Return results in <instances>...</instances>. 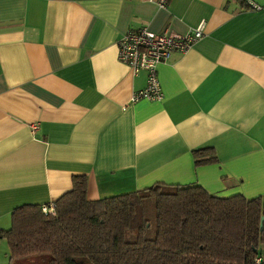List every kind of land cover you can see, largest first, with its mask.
<instances>
[{"label":"crops","instance_id":"obj_1","mask_svg":"<svg viewBox=\"0 0 264 264\" xmlns=\"http://www.w3.org/2000/svg\"><path fill=\"white\" fill-rule=\"evenodd\" d=\"M201 21L200 39L158 63L162 98L132 100L145 73L118 61L119 35ZM204 147L215 160L195 164ZM72 175L88 200L156 182L264 197V0H0V229Z\"/></svg>","mask_w":264,"mask_h":264},{"label":"trees","instance_id":"obj_2","mask_svg":"<svg viewBox=\"0 0 264 264\" xmlns=\"http://www.w3.org/2000/svg\"><path fill=\"white\" fill-rule=\"evenodd\" d=\"M210 147L194 163L214 161ZM47 204H21L0 229L8 264H254L264 247V197H218L197 184L156 182L88 200L84 175ZM264 256V255H263Z\"/></svg>","mask_w":264,"mask_h":264},{"label":"built area","instance_id":"obj_3","mask_svg":"<svg viewBox=\"0 0 264 264\" xmlns=\"http://www.w3.org/2000/svg\"><path fill=\"white\" fill-rule=\"evenodd\" d=\"M147 1L154 3L160 9L165 8L168 2V0ZM249 6L258 8L251 2H249ZM204 25V22L201 21L197 26L190 27L183 33L167 30L155 33L142 27L136 30H126L119 35L116 40L118 61L128 68L131 75H136L141 71L145 73V84L132 94V100L159 101L162 98L156 75L158 63L166 60L173 52L188 50L203 36ZM41 209L43 213L53 214L54 202L42 206ZM254 264H264V256H256Z\"/></svg>","mask_w":264,"mask_h":264},{"label":"rangeland","instance_id":"obj_4","mask_svg":"<svg viewBox=\"0 0 264 264\" xmlns=\"http://www.w3.org/2000/svg\"><path fill=\"white\" fill-rule=\"evenodd\" d=\"M0 242H1V244H4V246H5V264H7V257H8V254H9V250H8V247H7V243H6V240L4 239V238H0ZM3 248H2V245H1V254L3 255ZM261 255H264V253H263V246L261 247Z\"/></svg>","mask_w":264,"mask_h":264},{"label":"water","instance_id":"obj_5","mask_svg":"<svg viewBox=\"0 0 264 264\" xmlns=\"http://www.w3.org/2000/svg\"><path fill=\"white\" fill-rule=\"evenodd\" d=\"M264 221L263 217L260 218V228H261V222Z\"/></svg>","mask_w":264,"mask_h":264}]
</instances>
